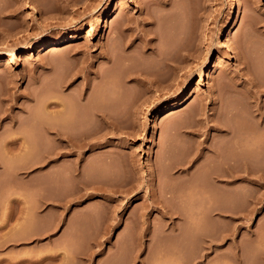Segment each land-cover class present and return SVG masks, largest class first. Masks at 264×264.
I'll return each instance as SVG.
<instances>
[{
  "label": "rangeland",
  "instance_id": "rangeland-1",
  "mask_svg": "<svg viewBox=\"0 0 264 264\" xmlns=\"http://www.w3.org/2000/svg\"><path fill=\"white\" fill-rule=\"evenodd\" d=\"M168 1L0 0V264H264V0Z\"/></svg>",
  "mask_w": 264,
  "mask_h": 264
},
{
  "label": "bare ground",
  "instance_id": "bare-ground-1",
  "mask_svg": "<svg viewBox=\"0 0 264 264\" xmlns=\"http://www.w3.org/2000/svg\"><path fill=\"white\" fill-rule=\"evenodd\" d=\"M57 1H58V0H57ZM62 1H65V2H63V3H67V1H69V0H62ZM160 1H161V3H162V0H160ZM169 1H170V0H169ZM169 1H168V2H169ZM60 2H61V0H60ZM171 2H172V0H171ZM164 3L166 4L167 1H165ZM164 3H163V5H165ZM175 3H176V2H175ZM171 4H172V3H171ZM167 5H168V3H167ZM172 5H173V4H172ZM165 6H166V5H165ZM191 9H192V8H191ZM191 9H190V10H191ZM116 12H117V9L113 12L112 15H114ZM149 12H150V11H149ZM170 12H171V11H170ZM173 12H174V10H173ZM187 13H188V12H187ZM193 13H194V15H193ZM193 13L191 14V13L189 12V14H187V15H188V17H190L191 20H192V18L195 17L197 20L194 18V19H195V20L193 19L194 22H195V21H196V22H198V21H202V20L205 19V17L203 16V14H200L199 11H198L197 9H196L195 11L193 10ZM149 14H150V13H149ZM149 14H148V15H149ZM173 14H175V16H174ZM173 14H170V15L173 16V17L175 18V23H177V22H176L177 19H180V20H179V21H180V24H178V23H179V22H178V23H177L178 25L176 24V25H177L176 28H178L179 26L182 27V24H181V23L183 22V18L181 17V18H182V20H181V18H178V17H180V16H179L177 13H173ZM176 14H177V17H176ZM180 14H182V13H180ZM190 14H191V15H190ZM146 15H147V14H146ZM170 15L167 16L168 18H170V19L167 18L169 21L171 20V16H170ZM192 15H193V16H192ZM182 16H183V15H182ZM185 16H186V15H185ZM147 17H148V16H147ZM183 17H184V16H183ZM186 17H187V16H186ZM186 17H184V18H185V19H188V17H187V18H186ZM191 17H192V18H191ZM149 18H150V17H149ZM149 18H147V19H149ZM174 18H172V19H174ZM176 18H177V19H176ZM150 19H152V17H151ZM191 20H190V21H191ZM171 21H172V20H171ZM177 21H178V20H177ZM181 21H182V22H181ZM185 22H189V21H186V20H185V21H184V24H185ZM169 23H170V22H169ZM169 23H168V24H169ZM191 23H192V22H191ZM173 24H174V22H173ZM189 24H190V23H189ZM176 25H175V26H176ZM185 25H187V24H185ZM169 26H170V25H169ZM172 27H173V25H172ZM184 27H185V26H183L182 28H184ZM188 27H189V26H188ZM188 27H186V28L188 29ZM170 29H171V27H170ZM180 29H181V28H180ZM70 38L72 39L73 36H69V39H70ZM67 41H68V40H67V37H66V36H59V38H57V39H55V40H51V41L44 42V43H42V44L38 47V49H39V53H44V52H46L48 49H51V48H53V49L58 48V47L62 46L63 44L67 43ZM129 43H130V42H129ZM125 46H126V43H125ZM145 46H146V45H145ZM146 47H148V46H146ZM186 48H187V47H186ZM53 49H52V50H53ZM29 50L32 51L31 48H29ZM106 50H107V49H106ZM106 50H105V51H106ZM124 50L126 51V49H124ZM185 50H186V49H185ZM187 50H189V48H188ZM108 51H109V50H108ZM125 51H124V52H125ZM110 52H111V51H110ZM124 52L122 51L121 54L124 53ZM189 52H190V51H189ZM111 54H113V53H111ZM117 54H118V53H117ZM126 54H127V52H126ZM187 54H188V53H187ZM103 55L106 57V59H107L109 62H111L112 59L116 58V56H115L114 58L111 59V57L109 56V54L107 53V51H106ZM192 55H193V54H191V56H192ZM111 56H112V55H111ZM122 56H123V55H122ZM124 56H125V55H124ZM186 56H187V55H186ZM191 56H190V57H191ZM117 57H118V56H117ZM126 57H127V56H125L124 58H126ZM190 57H189V55H188V58H190ZM160 58H161V57H160ZM164 59H166V58H164ZM114 60H115V59H114ZM167 60H168V59H167ZM161 61H162V60H161ZM221 61H223V60H221ZM112 62H114V61H112ZM205 63H206L205 65L209 66V60H207ZM219 67H221V66H219ZM89 69H90V68H89ZM79 70H80V69H79ZM81 70H82V69H81ZM81 70L78 71V69H77L76 71L73 70V73H72V72H71V74L69 73V74H70V81L73 80V79H75L77 76H80V75L82 74V71H81ZM90 70H91V69H90ZM83 71H84V70H83ZM80 72H81V73H80ZM84 72H85V71H84ZM84 72H83V73H84ZM89 72H90V71H89ZM91 73H92V71H91ZM201 74L203 75V68H202V70H201ZM87 75H90V74H87ZM67 76H68V74H67ZM83 76H84L85 78L88 77V76H85V75H83ZM81 77H82V75H81ZM90 77H91V76H90ZM87 79H88V78H87ZM137 79H138V78H137ZM83 80H84V79H83ZM142 80H143V79H142ZM84 81H85V80H84ZM87 81H88V80H87ZM139 81H141V80L139 79ZM88 82H89V81H88ZM85 83H86V82H85ZM89 83H90V82H89ZM139 83H140V82H139ZM143 83H144V82H143ZM145 84H146V83H145ZM252 84H254V83L252 82ZM59 85H60V84H59ZM142 85H144V84H142ZM255 85H256V84H255ZM55 86H57V85H55ZM259 86H260V85H259ZM56 89H57V87H55V90H56ZM255 89H257V88H255ZM60 90H61V89H59V90L57 89V90H56V94H55V96H54V98H53L54 100H52L53 102L50 103V105L52 106V107L50 108V115H51V119L53 118V120H54V122H52V123H54L52 126H54V125H55L56 127L62 126V125H64V123H65L64 121L66 120L67 122H66L65 124H66V126L68 127L70 124L67 125V123H69V122H70V123H71V122L73 123V122L76 121V119L72 118V117L69 115V114L72 113L74 110L72 111V110L69 109V110H70V113H69V111L67 112V109H66L67 106H66V104H64V102L62 101ZM250 91H252V90H250ZM254 91H255V90H254ZM252 93H253V92H252ZM254 93H255V92H254ZM257 93H258V92H257ZM80 94H81V93H80ZM251 95H252V94H251ZM256 95H257V94H256ZM15 96H16V95H15ZM12 98H13V97H12ZM253 98H254V97H253ZM65 99H66V98H65ZM11 100H12V99H11ZM13 100H14V99H13ZM16 100H17V98H16ZM50 101H51V99H50ZM64 101H65V100H64ZM80 101L83 102V100L80 99V100L77 101L79 105H80V103H79ZM69 104H71V103L68 102L67 105H69ZM78 104H77V105H78ZM75 105H76V104H74V108H75ZM77 105H76V106H77ZM46 106H47V105H46ZM84 106H85V105H84ZM253 106H254V105H253ZM253 106L251 107L252 110H253ZM256 106H257V105H256ZM47 107H48V106H47ZM47 107H46V110H47ZM78 108H80V106H78L77 109H78ZM81 108H82V107H81ZM251 108H250V109H251ZM254 109H256V108H254ZM48 110H49V109H48ZM78 110H79V109H78ZM249 112H250V111H249ZM254 112H255V111H254ZM250 113H252V111H251ZM255 113H257V115H260V114H261V108H257ZM67 114H68V116H67ZM47 115H48V114H47ZM210 115H211V114H210ZM249 115H252V114H249ZM253 115H254V114H253ZM262 115H263V114H262ZM72 116L75 117L73 113H72ZM263 116H264V115H263ZM49 117H50V116H49ZM66 117H69L70 119L67 120L68 118L66 119ZM108 117H109V116H108ZM257 117H258V116H257ZM75 118H76V117H75ZM77 118H78V117H77ZM253 118L255 119V117H253ZM72 119H74V120H72ZM113 119H115V118L113 117ZM259 119H260V116H259ZM263 119H264V118H263ZM53 120H52V121H53ZM101 120H102V119H101ZM101 120H100V121H101ZM103 120H104V119H103ZM110 120H111V118H110ZM257 120H258V119H257ZM257 120H256V121H257ZM0 121H1V118H0ZM97 121H98V119H97ZM115 121H116V120H115ZM258 121H260V120H258ZM83 122H84V121H83ZM215 122H216V121H214V123H215ZM0 123H1V122H0ZM62 123H63V124H62ZM72 123H71V126L74 124V123H73V124H72ZM75 123H76V122H75ZM79 123H80V122H79ZM103 123H104V122H103ZM103 123H101V122L99 123V125H98L99 128H100V124H101V126H102ZM76 124H78V123H76ZM97 124H98V122H97ZM256 124H257V123H256ZM218 125H219V124H218ZM258 125H259V124H258ZM258 125H257V126H258ZM66 126H65V127H66ZM75 126H76V125H75ZM96 126H97V125H96ZM104 126H107V127L111 126V127H112V126H114V123H113V122H112V123H111V122H107L106 125H105V123H104ZM263 126H264V125H263ZM259 127H260V126H259ZM61 128H63V126H62ZM70 128H71V127H70ZM70 128H69V130L72 131L73 129H70ZM216 128H217V126H216ZM219 128H220V127H219ZM222 128H223V127H222ZM82 129L84 130L83 127H82ZM82 129H80V131H81ZM256 129H257V128H256ZM259 129H262V128L260 127ZM69 130H64V129H63V130H60L59 128H57L56 130H53V131H54V132H53V134H54V137H53V138H54V139H52L53 142H52V145H51V148H50V149H52L51 151L53 152V156H55V158H56V156H59L61 153L63 154V152H64V153H65V152H67V153L70 152V151L72 150V147H73V146L76 147L75 145L78 143V142L76 141L77 138H72L71 135H73V134L70 133L71 131L68 132ZM101 130L103 131V128H100L99 130L96 128V131H95L96 133H95V134H97V131L99 132V131H101ZM105 130H106V129H105ZM66 131H67V132H66ZM84 132H85V130H84ZM255 132H256V131H255ZM93 133H94V132H93ZM50 134H51V133H50ZM80 134H81V133H80ZM232 134H233V133H232ZM232 134H231V136H233ZM243 134H244V133H243ZM250 134H252V133H250ZM16 135H17V134H16ZM84 135H85V134H84ZM225 135H227V134H225ZM254 135H255V134H254ZM256 135H257V134H256ZM258 135H259V134H258ZM77 136H79V135H77ZM77 136L75 135V137H77ZM229 136H230V135H229ZM231 136L228 137V138L231 139ZM242 136H243V135H242ZM247 136H248V135H247ZM252 136H253V135H252ZM19 137H20V136H19ZM73 137H74V136H73ZM79 137H80V136H79ZM79 137H78V138H79ZM82 137H83V136H82ZM222 137H223V136H222ZM226 137H227V136H226ZM226 137H225V138H226ZM234 137H235V136H234ZM234 137H232V138H234ZM253 137H255V136H253ZM253 137H252V138H253ZM256 137H257V136H256ZM256 137H255V138H256ZM263 137H264V136H263ZM20 138L22 139V137H20ZM94 138H96V137L94 136ZM223 138H224V137H223ZM225 138H224V139H225ZM238 138H239V137H238ZM238 138H237V139H238ZM241 138H242V137H241ZM244 138H246V136H244ZM249 138H250V137H249ZM252 138H251V139H252ZM258 138H259V137H258ZM24 139H25V138H24ZM74 139H75V140H74ZM251 139H250V140H251ZM261 139H262V138H261ZM261 139H260V140H261ZM12 140H13V139H12ZM77 140H78V139H77ZM82 140H83L84 143L80 144L81 147H82L83 144L85 145V141H84L85 139H81V140H79V141L82 142ZM238 140H239V139H238ZM240 140H248V139H240ZM240 140H239V141H240ZM250 140H248V142H249ZM253 140H256V139H253ZM260 140L258 139L259 142H260ZM205 141H206V140H205ZM225 141H226V139H225ZM227 141H228V140H227ZM231 141L233 142V140H231ZM234 141H236V140H234ZM256 141H257V140H256ZM18 142H19L18 140L13 141L9 146H10V147H13L12 149H14V150H15V148H16V149L19 148V151H20V152H21V149H22V150H23V149H24V150L26 149L25 152L28 151V149L30 148V147L28 146V144H30L29 142L27 143L25 140H24L23 142H21V144H18ZM75 142H76V144H75ZM86 142H87V141H86ZM202 143H203V142H202ZM204 143H205V142H204ZM234 143H235V142H234ZM234 143H233V144H234ZM239 143H240V142H239ZM239 143H238V144L235 143L236 147H237V145H239ZM241 143L244 144V142H241ZM245 143H246V141H245ZM252 143H253V142H252ZM256 143H257V142H256ZM256 143H255V144H256ZM7 144H8V143H7ZM7 144L5 143V144H3V145L6 146ZM49 144H50V143H49ZM88 144H89V143H88ZM88 144H87L86 146H88ZM230 144H231V143H230ZM249 144H251V142H250ZM255 144H254V145H255ZM78 145H79V143H78ZM200 145H201V144H200ZM202 145H203V144H202ZM207 145H208V144H207ZM247 145H248V144L245 145L246 148H247L248 146H252V144H251V145H248V146H247ZM254 145H253V146H254ZM256 145H257V146H256ZM256 145H255L256 148H259V147H258L259 144L257 143ZM0 146H2V145H0ZM5 146H3V147H5ZM18 146H19V147H18ZM48 146H49V145H48ZM255 146H254V147H255ZM3 147H2V149L4 150ZM6 147H8V146H6ZM45 147H46V146H45ZM74 147H73V148H74ZM78 147H79V146H78ZM83 148H84V147H83ZM210 148L212 149L211 146H210ZM232 148H233V147H232ZM10 149H11V148H10ZM32 149H35V147H34V148H33V147L31 148V152H30L31 154H32V152H33ZM36 149H39V148H37V146H36ZM50 149H48V151H50ZM247 149H248V148H247ZM252 149H253V148H252ZM252 149H251V150H252ZM5 150H7V149L5 148ZM46 150H47V148H46ZM213 150H214V148H213ZM234 150H235V149H233V151H234ZM253 150H254V149H253ZM253 150H252V151H253ZM257 150H258V149H257ZM257 150H254V152H256L255 154H257ZM8 151H9V148H8ZM29 151H30V149H29ZM29 151H28V152H29ZM51 151H50V152H51ZM215 151H216V150H215ZM236 151H237V150H236ZM249 151H250V150H249ZM258 151H259V150H258ZM52 152H51V153H52ZM213 152H214V151H213ZM234 152H235V151H234ZM33 153H34V152H33ZM216 153H217V151H216ZM238 153H240V152H238ZM53 156H52V157H53ZM64 156H66V155H64ZM64 156H63V157H64ZM240 156H241V154H240ZM59 157H60V156H59ZM57 158H58V157H57ZM238 158H239V157H238ZM258 159H259V157H258ZM233 160H235V159H233ZM233 160H232V161H233ZM253 160H254V159H253ZM253 162H254V161H253ZM261 162H262V159H261L260 163H261ZM243 163H244L245 166H246V164H247L248 166H249V164H250L249 161H248L249 164H248L246 161H243ZM243 163H241V165H242ZM256 163H258V162L256 161ZM237 164H238V163H237ZM258 164H259V163H258ZM258 164H257V165H258ZM263 164H264V162L261 163V164H259V165H261L260 167H262ZM25 165H26V164H25ZM244 165H242V166H244ZM233 167L236 168V165L233 166ZM239 167H240V166H239ZM239 167H238V168H239ZM243 169H244V168H243ZM252 170H253V169H252ZM230 171H231V170H230ZM239 171H240V170H239ZM239 171H236V172L239 173ZM246 171H247V170H245V172L241 170L240 173H241V172H244V174H245ZM253 171H254V170H253ZM257 171H258V170H257ZM232 172L236 173L235 171H231V174H232ZM250 172H251V171H250ZM228 174H229V173H228ZM244 174H242V175H244ZM242 175H241V174H240V175L237 174V176H234V175H233L232 177H231L230 175H229L230 177H229L228 175H227V176L229 177L230 180H231V179H234V180H235L236 177L238 178L239 176H242ZM245 175H246V174H245ZM251 175H252V174H251ZM258 175H259V177L261 178L260 173H258ZM224 176H225V175H224ZM246 176H248V173H247ZM256 176H257V175H256ZM32 177H33V176H32ZM32 177H31V178H32ZM228 177H227V178H228ZM234 177H235V178H234ZM250 177H251V176H250ZM253 177H254V176H253ZM259 177H258V180H259ZM31 178H30V179H31ZM34 178H35V176H34ZM240 178H241V177H240ZM255 178L257 179V177H255ZM238 179H239V178H238ZM246 179H247V178H246ZM256 179H255V180H256ZM224 180H226V179H224ZM227 180H228V179H227ZM234 180H233V181H234ZM247 180H248V179H247ZM250 180H251V179H250ZM260 180H261V179H260ZM33 181H34V180H33ZM35 181H36V180H35ZM236 181H237V180H236ZM242 181H243V180H242ZM253 181H254V180H253ZM229 182H230V181H229ZM251 182H252V181H251ZM32 184H34V183L32 182ZM16 194H19V193H16ZM13 196H15L14 193H13ZM21 196H23V195L21 194ZM16 197H18V196L16 195ZM19 197H20V196H19ZM144 223H145V222H144Z\"/></svg>",
  "mask_w": 264,
  "mask_h": 264
}]
</instances>
